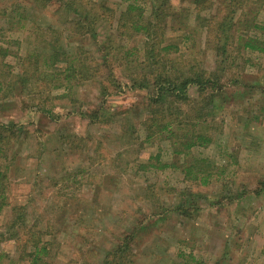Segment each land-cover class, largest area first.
<instances>
[{"label":"rangeland","instance_id":"obj_1","mask_svg":"<svg viewBox=\"0 0 264 264\" xmlns=\"http://www.w3.org/2000/svg\"><path fill=\"white\" fill-rule=\"evenodd\" d=\"M96 1L114 10L122 2ZM251 1L250 11L264 5V0ZM6 2L9 0L0 1V12L11 5ZM19 2L21 7H26L21 13L29 18L22 23L25 29L16 22L14 25L7 23L6 18L0 16V47L7 50L2 74H12L8 78L14 81V85L6 86L0 94V127H9L3 133L9 137L8 141L6 145H0L3 150L0 168L6 170V177H0V184L7 189L12 206L21 209L24 216L27 214L25 227L36 225L39 231L54 228V237H48L56 241L51 253L54 257L49 259V264H74L73 260L81 257L79 252L73 253L75 249L86 253L88 249L96 248L103 258L117 238L140 221L145 224L137 234L134 233L138 242L134 245L135 264H174L179 254L183 255V262L192 255L205 264H264V193L256 199L250 195L264 182V68L239 76L250 86L247 93L230 91L229 99L223 96L211 108L209 105L210 115L205 120L210 126L204 130L211 127L208 134L216 133L213 135L215 143L209 148H197L193 154L197 159L211 160L214 171L219 168L223 174L208 186L198 185L184 179L181 170L185 167L160 169V164L182 161V157L169 152L167 143L145 142L141 133L138 139L121 141L115 126H93L81 117L80 108L100 106V89L83 83L72 99H65L63 91L48 92L47 85L42 82L38 87L32 80L24 88L17 81V75L24 76L27 71L25 68L23 73L20 68L22 58L30 51H43V45L39 43L42 39L30 46V50L26 49L22 41L30 36L29 27L38 24L37 27L46 30L50 24L59 22L57 30L61 31L66 20L57 14V4L32 9L29 1ZM168 3L176 8L185 6L182 0H169ZM87 8L94 13L99 9L93 4ZM211 12L214 14L215 10ZM246 18L250 20V16ZM110 24L99 28L100 41L112 34ZM192 38L199 47L200 32ZM130 40L129 46L136 48L135 59L143 60L142 39L133 37ZM111 41L115 49L119 48V42L114 43L116 38L111 36ZM77 42H82L91 54L96 55L90 36ZM125 43V40L121 41L122 45ZM185 57L188 58V51H185ZM250 57L256 60L261 55L255 53ZM261 59L258 61L264 63V57ZM96 61L99 62V57ZM236 63L243 68V59ZM207 64L213 65L210 56ZM117 75L126 82L122 68L117 69ZM194 93L192 90L193 98L196 97ZM143 96L126 93L111 100L109 105L121 106L115 113L125 114L130 106L137 104L132 117L141 122L145 120L146 108ZM198 101L201 103L200 99ZM37 104L38 108L35 107ZM194 109L189 112L190 117L195 115L198 107ZM48 110L52 112L50 116L44 113ZM212 118L215 119L213 125ZM64 139L70 146L62 142ZM128 142H132L130 146ZM158 153L162 155L161 163L152 161V166L141 167L149 164ZM188 162L191 158L186 164ZM237 190L245 191L246 195L242 202L230 204L229 200ZM180 192L202 196L197 202L208 204L204 207L210 208L191 219L171 214L162 224L160 215L153 213L161 206L168 208L180 203L177 199ZM218 200L223 201L221 208L217 207ZM13 218L15 221L8 209L0 214V264H30L31 259L26 256L31 254V249L26 237L19 236L22 243L19 245L15 239H8ZM20 227L25 228L19 224L14 231Z\"/></svg>","mask_w":264,"mask_h":264},{"label":"trees","instance_id":"obj_2","mask_svg":"<svg viewBox=\"0 0 264 264\" xmlns=\"http://www.w3.org/2000/svg\"><path fill=\"white\" fill-rule=\"evenodd\" d=\"M26 1H29L31 8L34 6L45 8L49 4H57V14L66 20L61 31L57 30L59 22L50 24V28L46 30L37 27L38 24L29 27L30 36L22 41L26 49L30 50V46L36 45L38 39H42L39 43L43 45V51L41 53L30 51L22 58L20 68L23 73L25 68L27 71L24 76L17 75L18 80H16L20 81L24 88H27L30 81L35 80L38 87H40L39 82H42L47 85L48 92L61 90L63 98L72 99L83 87L81 84H90L100 89L101 104L98 107L80 108L79 114L84 119H88L91 125L115 126L121 141L125 139L132 141L133 137L138 139L141 133L145 136V142L167 143L170 147L169 152L175 157H182V161L175 164H160V169L185 167L181 172L188 182L208 186L213 179H220L223 171H219V168L218 171H214L215 166L211 160L197 159L193 153L197 148H209L215 143L213 135L216 133L208 134L211 127L209 130H204L210 126L205 120L210 115L209 105L211 108L218 98L221 99L223 96L229 99L230 91L247 93L246 90L250 89V86L240 80L239 76L244 73L253 74L254 71L264 68V63L258 61L264 57V5L250 11L251 0L250 2L248 0H182L185 6L181 8L171 6L169 0H144V2L122 0L121 9L118 7V11L99 4L96 0ZM6 3L11 5H7L0 12V16L5 17L7 23L14 25L16 22V25H21L22 29H25L22 23L29 21V18L21 13V10L24 11L26 7H21L19 0H9ZM90 4L98 6L96 13L87 8ZM212 9L215 10L214 14L211 12ZM238 13L240 15L237 17ZM247 16H250V20L246 18ZM109 24L112 34L100 41L99 28ZM39 31H42L41 34ZM198 31L201 42L200 46L196 47L192 37ZM175 34L179 35L173 37L172 35ZM84 36H90L97 56L94 53L92 55L90 53L92 51L82 42L77 44V40ZM111 36L116 38L114 43L119 42V48L113 47ZM133 37L142 39L144 59L139 62L135 59L136 48L129 46ZM122 40L126 42L123 45ZM181 46L185 50L181 51ZM185 51H188V58L185 57ZM255 53L261 57L252 60L250 56ZM6 56L7 50L0 47V94L6 86L14 85V81L8 78L11 73H8L11 75L2 74V70H5L3 58ZM208 56L212 58V67L207 64ZM97 57L99 62L96 61ZM239 59H243V68L236 63ZM118 68H122L125 72L126 82L117 75ZM33 84L35 86V83ZM192 90L196 95L194 98L191 97ZM130 92L144 95L146 108L145 114L143 112L142 114L145 120L141 122L132 117L134 114L132 111L137 104L130 106V110L125 114L115 113L121 110V106L109 105L111 100ZM35 107L38 108L39 104ZM196 107L198 110L190 117L189 112L194 111ZM44 113L49 116L52 114L50 110ZM215 119L212 118L211 125ZM0 130H3L0 132V145H6L9 137L3 133H6L9 127L1 126ZM62 142L70 146V142L66 139ZM128 143L130 146L132 142ZM2 152L3 150L0 149V156ZM161 158L162 155L158 153L154 159L149 160V164H142L141 167L152 166L150 163L152 161L161 163ZM189 158L191 162L186 164ZM4 171L6 170L0 168L1 178L6 177ZM75 177L77 175L73 176V179ZM235 192L237 193L229 200L230 204L242 202V198L246 195L245 191ZM262 193H264V182L259 184V188L250 195L256 199ZM178 197L180 203L168 208L161 206L159 211L153 213L154 216L157 213L160 215L162 224L171 214L191 219L210 208L204 207L209 206L208 204L201 205L199 201L197 202L202 196L180 192ZM222 203L223 201L218 200L217 207L221 208ZM7 209L11 216L15 217V221L13 218L9 227L11 236L8 239H15L19 245L21 243L19 236L26 237L30 245L28 248L31 249V254L26 250L28 255L26 257L31 259L30 264H49V259L54 257L51 253L56 241L49 240L48 237H54L56 233L54 228L39 231L36 225L25 227L27 214L24 216L21 209L12 206L7 189L0 184V214ZM17 224L25 228L20 227L21 229L14 231ZM144 224L145 222L140 221L130 230H125L112 247L105 251L103 258L96 248H90L86 253L75 249L73 253L79 252L81 256L77 259L79 264H135L134 245H138V242L134 233L137 234ZM1 258L2 255L0 260ZM188 258L183 262V255L179 254L174 264H205L192 255ZM77 261L73 260L74 264Z\"/></svg>","mask_w":264,"mask_h":264}]
</instances>
